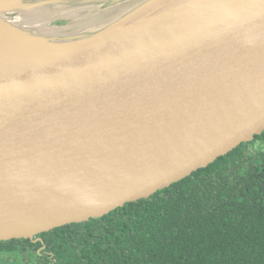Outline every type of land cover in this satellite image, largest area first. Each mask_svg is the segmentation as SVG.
<instances>
[{
  "label": "water",
  "instance_id": "water-1",
  "mask_svg": "<svg viewBox=\"0 0 264 264\" xmlns=\"http://www.w3.org/2000/svg\"><path fill=\"white\" fill-rule=\"evenodd\" d=\"M75 16L90 28L52 26ZM263 132L264 0H0V242L103 218Z\"/></svg>",
  "mask_w": 264,
  "mask_h": 264
},
{
  "label": "trees",
  "instance_id": "trees-1",
  "mask_svg": "<svg viewBox=\"0 0 264 264\" xmlns=\"http://www.w3.org/2000/svg\"><path fill=\"white\" fill-rule=\"evenodd\" d=\"M264 264V132L148 199L31 239L0 264Z\"/></svg>",
  "mask_w": 264,
  "mask_h": 264
},
{
  "label": "rangeland",
  "instance_id": "rangeland-1",
  "mask_svg": "<svg viewBox=\"0 0 264 264\" xmlns=\"http://www.w3.org/2000/svg\"><path fill=\"white\" fill-rule=\"evenodd\" d=\"M76 18L74 19L73 17H67L64 19H60L56 21L55 23L52 24V26L60 28V30H64V28H68L69 26L75 27V32H81L84 30H88L90 26L85 25L84 23L88 24V21L84 19H79V17L75 16ZM81 18V16H80ZM9 261L11 264L17 263V260L10 258Z\"/></svg>",
  "mask_w": 264,
  "mask_h": 264
}]
</instances>
